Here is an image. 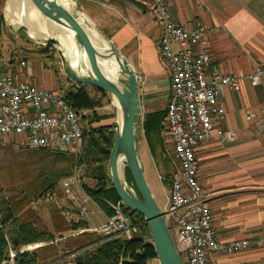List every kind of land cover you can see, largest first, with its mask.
Instances as JSON below:
<instances>
[{
  "label": "crops",
  "instance_id": "obj_1",
  "mask_svg": "<svg viewBox=\"0 0 264 264\" xmlns=\"http://www.w3.org/2000/svg\"><path fill=\"white\" fill-rule=\"evenodd\" d=\"M70 1L72 7L73 0ZM74 2L82 17L89 23L88 33L89 31L93 33L96 41L104 42L106 46L111 43L127 60L135 74L144 76L139 91L141 121L143 122L147 114L166 112L171 96L170 73L160 57L162 27L150 5L136 0H74ZM169 9L173 19L183 26L206 27L214 65L222 73L241 79L239 89H225L221 97L226 115L219 127L236 132V141L233 143L213 141L199 146L196 149V156L199 160L198 178L209 199L218 239L222 242L249 239L253 245L250 249L233 255H212L209 263L264 264V140L262 136L256 134L255 123L246 120L248 109L252 107L264 109V79L256 87H252L248 79L257 67L264 66V0H170ZM59 40L64 41V38ZM174 48L178 49L179 46L175 45ZM52 61L54 64L51 68L43 61H35L31 68L28 61L25 68L16 62L7 70L4 69V72L28 82L37 77L38 86L50 91H60L62 87L68 89L73 86L74 82L68 79L65 73L56 74L54 68H58L57 63L55 59ZM85 115H88L87 112ZM112 120L113 118H108L93 123L92 127L112 125L114 123ZM85 125L87 126L86 122ZM162 136L165 146L167 139L165 141L163 130ZM7 139L9 142H15L16 145H13L15 152H23L22 148L25 146L18 143L21 139L14 137ZM28 151L39 150L28 148ZM86 151L87 145L85 151L81 150L78 155L84 156ZM148 152L155 165L149 147ZM169 158L172 160L171 156ZM76 167L82 169L85 165ZM87 179L90 178L83 175L82 190L89 199L81 198V203L91 212L89 217L81 218L79 209L63 196L65 200L63 204H59L61 220V224L58 225L59 232L54 234L50 232L51 228L57 230V226L52 222L46 225L47 228H42L39 227L38 221L32 220L38 231L56 237L54 241L35 242L45 244L35 251L52 244L58 245L68 237L85 232L101 236L99 229L107 222L109 216L84 190L83 185H89ZM90 181L93 185L89 186H94L95 181L91 179ZM13 185L21 189L24 187L19 184ZM11 188L14 187L10 186ZM14 196L16 198L12 203H21L20 201L25 198L22 190ZM49 196L54 197L55 194ZM31 204L34 209L33 202L27 208H30ZM84 221L87 228L68 229ZM63 254L65 253L60 252L54 259ZM155 262L156 259L150 264ZM68 263L76 264V260H67L60 264Z\"/></svg>",
  "mask_w": 264,
  "mask_h": 264
},
{
  "label": "built area",
  "instance_id": "obj_2",
  "mask_svg": "<svg viewBox=\"0 0 264 264\" xmlns=\"http://www.w3.org/2000/svg\"><path fill=\"white\" fill-rule=\"evenodd\" d=\"M109 1V0H105ZM149 4L162 27L159 51L170 73L171 96L163 119V134L177 172L171 181L166 203L161 209L172 241L184 264H210L212 255H233L250 249L253 242L237 239L222 242L213 224L212 210L206 191L198 178L199 146L219 141L233 143L236 132L219 127L226 111L221 102L225 89L237 90L241 79L224 74L214 65L209 49L208 31L204 26L187 27L175 21L170 13V0H136ZM175 45L179 48L175 49ZM22 68L27 61L21 60ZM0 62V137L19 138L18 143L33 150L60 151L76 156L84 136L85 113L76 110L60 91H50L20 80L4 72ZM139 84L144 76L136 75ZM252 87L264 79V66H259L248 77ZM246 120L254 122L256 134L264 140V109L252 107L246 111ZM60 146L65 148L60 149ZM66 200L79 209L81 218L90 211L81 203L89 199L82 190L79 167L59 184ZM112 215L99 229L104 239L125 238L133 240L141 234L125 213L121 201L107 202ZM144 238L151 241L150 233ZM5 256L0 264H18L24 254H32L43 243L24 244L17 248L6 236ZM78 251L69 252L42 264H60L76 260ZM155 264H160L156 259Z\"/></svg>",
  "mask_w": 264,
  "mask_h": 264
},
{
  "label": "trees",
  "instance_id": "obj_3",
  "mask_svg": "<svg viewBox=\"0 0 264 264\" xmlns=\"http://www.w3.org/2000/svg\"><path fill=\"white\" fill-rule=\"evenodd\" d=\"M49 48L50 46L31 50L22 48L21 52L25 55L21 57V60H25L24 58L32 54L38 57L48 55V58L54 59V56L48 54ZM10 62L14 63V59L11 58ZM54 69L56 74L59 73L58 68ZM60 92L77 113L87 112L88 114L83 117L87 123L83 136V141L87 142V151L84 156L81 154L76 156L74 153L62 151H35L40 154L42 160L48 161H44L45 164L40 167L41 172L35 177L38 182L36 188L39 194L34 195V197L39 199L48 193L52 196L55 194L59 198L63 197L59 189L60 181L68 177L76 166L84 164L85 175L95 181V185L92 187L84 184V190L107 212L108 216H111L112 211L107 202L117 203L120 201L107 172L116 125L92 127L93 123L114 117L113 115H102L98 111L110 103L109 94L97 87L88 88L86 85L75 83L68 89L62 87ZM165 113L158 111L147 114L142 122V131L157 171L164 185L170 190L176 168L168 157L163 143L162 130ZM125 175L128 183L136 190L128 169L125 170ZM2 192L3 189H0V194ZM31 200L30 197L29 199L24 198L20 201L21 203H12V199L0 196V262L5 256L6 234H9L11 243L15 248L38 241H54L56 238L54 235L38 231L32 220L27 217L26 208L32 202ZM124 210L133 224L142 225V235L140 234L133 240L127 241L122 237L108 240L95 233L85 232L78 236L68 237L58 245L52 244L32 254H24L19 257L18 264H42L54 259L60 252L74 251L79 252L76 264H150L157 259V256L152 242L144 238L145 234L149 233L145 219L126 207ZM80 228H87L85 221L68 229L78 230Z\"/></svg>",
  "mask_w": 264,
  "mask_h": 264
},
{
  "label": "water",
  "instance_id": "obj_4",
  "mask_svg": "<svg viewBox=\"0 0 264 264\" xmlns=\"http://www.w3.org/2000/svg\"><path fill=\"white\" fill-rule=\"evenodd\" d=\"M44 15L54 20L69 33L71 46H64L59 39L50 36L46 44L55 48L61 67L68 79L78 85H89L118 98L119 119L113 136V146L107 166L109 180L124 207L145 219L150 239L160 264H184L169 233L165 213L157 204L144 175L139 156L137 126L142 120L140 84L127 60L110 43L96 41L73 0L66 8L60 0H31ZM53 23L54 21L51 20ZM27 29L25 25L19 31ZM105 69L113 72L106 74ZM131 173L134 187L128 183L125 170Z\"/></svg>",
  "mask_w": 264,
  "mask_h": 264
},
{
  "label": "rangeland",
  "instance_id": "obj_5",
  "mask_svg": "<svg viewBox=\"0 0 264 264\" xmlns=\"http://www.w3.org/2000/svg\"><path fill=\"white\" fill-rule=\"evenodd\" d=\"M7 3H8L7 0H0V62L3 67L2 69L7 70V68H9L10 65H13L16 62L21 61V57L25 55L23 52H21L22 48H27V49L29 48L31 50V49H38V48H44L50 46L49 48L50 50L48 51V54L54 56V59L57 63L56 67H58L59 73L61 74L64 73L61 67V61L59 59V56L55 48L51 45L46 44V41L47 39H49L50 36H54L57 39H62L63 33H61V31L58 28H55L54 23L50 20L48 22V25L46 26L47 27L46 31L41 32V35H39V37H35L32 34L29 26L26 24L23 14H21L22 16L19 19L12 21L10 14L6 12ZM29 4L36 7V5L33 2H29ZM41 15H43V17L46 18L44 14ZM23 25H25L27 29H23L19 31V28ZM11 58L14 59V63L10 62ZM27 58L28 59L26 61H28L29 68L33 66L35 61H43L47 65V67L49 66L50 68L53 67L54 64V61H52L51 58H48V55H46V57L45 55L44 57H38L32 54L29 55ZM37 79L38 78L35 77L34 79L31 80V82L34 85L38 86ZM109 97H110V103L107 104L105 108L100 110L99 113L102 115L109 113L113 115L114 117L112 121H114L113 124L116 125V123L119 120V113L121 107L120 105L115 103L112 94L109 95ZM85 126L86 125L84 124V127ZM137 134H138L139 156L144 166V175L148 183V186L152 192V195L154 196V199L156 200L159 207L162 209L166 203V198L169 195L170 190L168 187L164 185L157 169L155 168V165L151 160V156L148 152L146 139L142 133V121H140L137 126ZM0 141H1L0 142V189H3V192L2 194H0V196L2 198L5 197L13 200L14 198H16L14 195H16L17 192L20 193V191L22 190L24 192V197L27 199L31 197L32 198L31 201L34 203L33 204L34 209H32V204L30 208H26V211H28L27 213L28 215L26 214L27 217H29L30 220H34L35 222L38 221L37 223L39 224V227L41 226L42 228H47L46 225H50L49 222H52L53 224H55V226H57V230L56 228L54 229L51 228L50 232H52L53 234L55 232H59L58 225L61 224V220L59 217L60 216L59 204L61 203L63 204V201L65 199L63 197L59 198L57 197V195H55L54 197H50L49 193L44 195L43 197H40L39 199H35L34 197V195L39 194L36 188L37 186L36 184L38 182L35 177L41 172L40 167L41 165L45 164L44 161L47 162L48 160H42L40 154H37L34 151L32 152L28 151L27 147L22 148L24 149L23 152H19V153L15 152L13 145L15 146L16 144L14 141H13L14 143L9 142L8 139L1 137H0ZM86 145L87 142L83 141L82 145H80L77 149L80 151L82 150L84 152L86 149ZM164 147L166 150L167 148L166 144ZM63 148L65 147L60 146V149ZM166 153H168L170 157V154L167 150ZM175 168L177 172V167L175 166ZM80 172L82 177L83 175L86 176L85 168L82 169L80 168ZM86 182L89 185H93L90 179H87ZM13 184H19L21 186L24 185V187L22 189L20 187L16 188V186H14ZM10 186L14 188L10 189ZM59 189L64 196V193L60 188V186ZM0 219H1V215H0ZM6 236L10 240L9 234H6Z\"/></svg>",
  "mask_w": 264,
  "mask_h": 264
},
{
  "label": "bare ground",
  "instance_id": "obj_6",
  "mask_svg": "<svg viewBox=\"0 0 264 264\" xmlns=\"http://www.w3.org/2000/svg\"><path fill=\"white\" fill-rule=\"evenodd\" d=\"M29 2H32L31 0H9L8 7L6 8V12L10 14L12 21L19 19L23 14L25 18L26 24L31 29L32 34L35 37H39L41 35V32L46 31L48 22L50 20L54 21L55 28H58L62 33H64L63 38L64 41H61V43L64 44V46L70 47L71 46V38L69 33H66L64 29L54 20L53 16L51 14L46 15V18L43 17V9L48 12V9L46 7L44 8H37ZM60 2L66 7H71V1L70 0H60ZM24 10V11H23ZM23 11V12H22ZM46 19V20H45ZM105 72L109 76H113V72L110 70L105 69ZM114 101L116 104L119 105L118 98L116 96H113ZM121 122V119H119Z\"/></svg>",
  "mask_w": 264,
  "mask_h": 264
}]
</instances>
